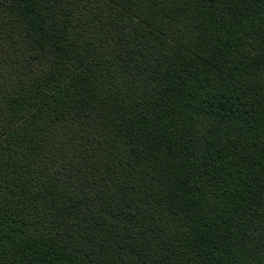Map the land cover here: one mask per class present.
I'll return each mask as SVG.
<instances>
[{
  "label": "trees",
  "instance_id": "obj_1",
  "mask_svg": "<svg viewBox=\"0 0 264 264\" xmlns=\"http://www.w3.org/2000/svg\"><path fill=\"white\" fill-rule=\"evenodd\" d=\"M0 264H264V0H0Z\"/></svg>",
  "mask_w": 264,
  "mask_h": 264
}]
</instances>
